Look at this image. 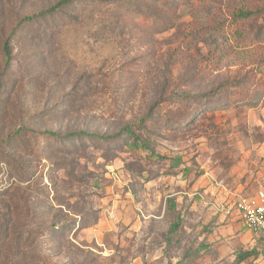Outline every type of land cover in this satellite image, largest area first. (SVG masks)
Returning <instances> with one entry per match:
<instances>
[{
  "label": "rangeland",
  "instance_id": "374dc122",
  "mask_svg": "<svg viewBox=\"0 0 264 264\" xmlns=\"http://www.w3.org/2000/svg\"><path fill=\"white\" fill-rule=\"evenodd\" d=\"M59 1L0 0V264H264V0Z\"/></svg>",
  "mask_w": 264,
  "mask_h": 264
},
{
  "label": "built area",
  "instance_id": "2783aa9c",
  "mask_svg": "<svg viewBox=\"0 0 264 264\" xmlns=\"http://www.w3.org/2000/svg\"><path fill=\"white\" fill-rule=\"evenodd\" d=\"M239 220L254 234H264V195L256 200L239 199L234 203ZM229 211V210H228Z\"/></svg>",
  "mask_w": 264,
  "mask_h": 264
},
{
  "label": "trees",
  "instance_id": "16d2710c",
  "mask_svg": "<svg viewBox=\"0 0 264 264\" xmlns=\"http://www.w3.org/2000/svg\"><path fill=\"white\" fill-rule=\"evenodd\" d=\"M82 1H96V0H60L57 4H55L53 7H51L47 11H44V12L40 13V15H37L35 17L25 18L24 20H22L21 23H27V22H32L36 19H41L53 11H57V10H61V9L71 7L72 5L80 3ZM97 1L112 2L113 0H97ZM252 1H255V0H252ZM251 13L252 12H249V10L244 11V12L239 11L236 17L243 18L244 20H246V19L250 18ZM2 54H3V57L5 58V65H8L10 63V59H11L10 45H9L8 41H6L2 44ZM123 131H125L126 135L130 139H135L134 134L132 132V129L130 127L123 128ZM82 136L88 137L90 135H88L86 133H82ZM177 228H178V224H173L171 227V233L174 232ZM244 255L247 256L248 254H244Z\"/></svg>",
  "mask_w": 264,
  "mask_h": 264
},
{
  "label": "crops",
  "instance_id": "0c3cea01",
  "mask_svg": "<svg viewBox=\"0 0 264 264\" xmlns=\"http://www.w3.org/2000/svg\"><path fill=\"white\" fill-rule=\"evenodd\" d=\"M235 214H236V213H235ZM235 216H237V214H236ZM237 217H238V216H237ZM237 217H236V218H237ZM238 219H239V218H238ZM241 223H242V222H241ZM242 224H243V223H242ZM243 225H244V224H243ZM244 226H245V225H244ZM245 228H246V227H245ZM246 229H247V228H246ZM247 230H248V229H247ZM249 231H250V230H248V232H249ZM250 232H251V231H250ZM252 235H254V236H256V237L261 236V234H254V233H253Z\"/></svg>",
  "mask_w": 264,
  "mask_h": 264
}]
</instances>
